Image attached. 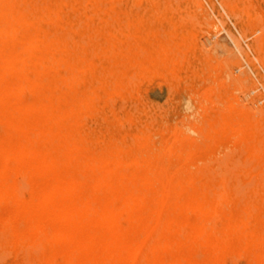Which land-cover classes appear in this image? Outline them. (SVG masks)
Returning a JSON list of instances; mask_svg holds the SVG:
<instances>
[{
    "label": "rangeland",
    "instance_id": "obj_1",
    "mask_svg": "<svg viewBox=\"0 0 264 264\" xmlns=\"http://www.w3.org/2000/svg\"><path fill=\"white\" fill-rule=\"evenodd\" d=\"M0 31V264H264V0H0Z\"/></svg>",
    "mask_w": 264,
    "mask_h": 264
},
{
    "label": "bare ground",
    "instance_id": "obj_2",
    "mask_svg": "<svg viewBox=\"0 0 264 264\" xmlns=\"http://www.w3.org/2000/svg\"><path fill=\"white\" fill-rule=\"evenodd\" d=\"M20 3H21V2H20ZM138 10H139V9H138ZM135 11H136V10H135ZM143 11H144V10H143ZM113 12H114V11H113ZM28 13H29V12H28ZM236 17H237V16H236ZM179 18H181V17H179ZM55 19H56V18H55ZM57 19H58V18H57ZM196 20H197V19H196ZM204 22H205V21H204ZM205 24H206V23H205ZM128 25H129V24H128ZM198 25H199V24H198ZM17 26H18V25H17ZM25 26H26V25H25ZM15 27H16V26H15ZM130 27H131V26H130ZM3 28H4V27H3ZM36 29H37V28H36ZM36 29H35V30H36ZM0 32H2V31H0ZM143 34H144V33H143ZM171 35H172V34H171ZM171 35H170V36H171ZM160 36H161V35H160ZM164 36H165V35H163V37H164ZM167 36H168V35H167ZM172 36H173V35H172ZM65 37H66V36H65ZM130 37H131V36H130ZM147 37H148V36H147ZM177 37H178V36H177ZM257 37H259V36H257ZM257 37H256V38H257ZM67 38H68V37H67ZM80 38H81V37H80ZM69 39H70V38H69ZM136 39L138 40V38H136ZM178 39H179V38H178ZM63 40H64V39H63ZM216 40H217V39H216ZM10 41H11V40H10ZM45 42H46V41H45ZM216 42H217V41H216ZM46 43H47V42H46ZM50 43H51V42H50ZM217 44H218V45H216V47L219 46V42H218ZM226 45H227V44H226ZM222 46H223V45H222ZM222 46H221V47L219 46L218 49H219V50L224 49V48H222ZM228 46H229V45H228ZM230 46H231V45H230ZM230 46H229V47H230ZM68 47H69V46H68ZM231 47H232V46H231ZM214 49H215V50H214ZM214 49H213V50H214L215 52L219 51V50L216 51L215 45H214ZM225 49H226V48H225ZM146 50H147V49H146ZM227 50H228V49H227ZM147 51H148V50H147ZM150 51H151V50H150ZM92 52H94V51H92ZM144 52H145V51H144ZM151 52H152V51H151ZM215 52H214V53H215ZM236 52H237V51H235L234 53H236ZM228 53L230 54L231 52H228ZM228 53H226L227 56L229 55ZM93 54H94V53H93ZM219 54H220V55H221V54H222V55H225V54H223V53H221V52H220ZM95 55H96V54H95ZM214 55H215V54H214ZM12 56H13V55H12ZM52 56H53V55H52ZM155 56H156V55H155ZM224 57H225V56H224ZM21 58H22V57H21ZM203 58H204V57H203ZM224 59H225V58H224ZM224 62H225V61H224ZM60 66H62V65H60ZM12 70H13V69H12ZM13 71H14V70H13ZM13 71H12V72H13ZM241 74H242V73H241ZM49 76H50V75H49ZM45 78H46V77H45ZM230 78H231V77H230ZM49 79H51V78H49ZM46 80H47V79H46ZM135 80H136V79H135ZM231 80H232V79H231ZM235 80H236V79H235ZM66 81H67V80H66ZM85 81H86V80H85ZM224 81H225V80H224ZM224 81L222 80V82H224ZM236 81H237V80H236ZM20 83H21V82H20ZM237 83H238V82H237ZM55 84H56V83H55ZM77 84H78V83H77ZM246 84H247V82H246ZM231 85H232V84H231ZM37 88H38V87H37ZM20 89H21V88H20ZM246 89H247V88H246ZM0 90H1V89H0ZM2 90H4V89H2ZM207 90H208V89H207ZM248 90H249V89H248ZM22 91H23V90H22ZM20 92H21V91H20ZM1 94H2V93H1ZM17 94H18V93H17ZM22 94H23V93H22ZM6 96H7V95H6ZM6 96H5V97H6ZM58 97H59V96H58ZM6 98H7V97H6ZM28 98H29V97H28ZM41 98H42V97H41ZM224 102H225V101H224ZM63 103H64V102H63ZM61 104H62V103H61ZM66 106H67V105H66ZM129 106H130V105H129ZM129 106H128V107H129ZM64 109H65V107H64ZM66 109H67V108H66ZM80 109H81V108H80ZM84 109H85V108H84ZM243 109H244V108H243ZM86 110H87V109H86ZM198 110H199V109H198ZM203 110H205V109H203ZM89 111H90V110H89ZM242 111H243V110H242ZM83 112H84V111H83ZM85 112H86V111H85ZM90 112H91V111H90ZM71 113H72V112H71ZM91 113H93V112H91ZM252 113H253V112H252ZM258 113H259V112H258ZM75 114H76V113H75ZM196 114H198V113H196ZM254 114H255V112H254ZM22 115H23V114H22ZM190 117H191V116H190ZM83 119H84V118H83ZM188 119H189V118H188ZM179 120H180V119H179ZM192 120H193V119H192ZM135 121H136V120H135ZM126 122H127V120H126ZM93 123H94V122H93ZM185 123H186V122H185ZM196 123H197V122H196ZM218 123H219V122H218ZM218 123H217V124H218ZM197 124H198V123H197ZM222 124H223V123H222ZM222 124H221V125H222ZM194 126H196V125H194ZM223 126H224V125H223ZM135 127H136V126H135ZM97 129H98V128H97ZM155 129H156V128H155ZM204 130H205V129H204ZM190 133H192L191 130H190ZM190 133H189V135H190ZM189 135H188V136H189ZM191 135H192V134H191ZM193 135H194V134H193ZM196 135H197V134H196ZM197 136H198V135H197ZM240 136H241V135H240ZM213 137H214V136H213ZM183 138H184V136H183ZM191 139H192V138H191ZM128 140H129V139H128ZM130 140H131V139H130ZM189 140H190V139H189ZM192 141H193V140H192ZM198 142H199V141H198ZM101 143H102V142H101ZM247 143H248V142H247ZM259 143H260V142H259ZM261 143H262V141H261ZM170 144H171V143H170ZM169 146H170V145H169ZM191 149H192V148H191ZM97 150H98V149H97ZM241 150H242V149H241ZM176 151H177V150H176ZM187 151H189V150H187ZM229 152H230V151H229ZM232 153H233V152H232ZM167 154H168V153H167ZM230 154H231V153H230ZM225 156H227V155H225ZM5 159H7V158H5ZM114 159L116 160L115 157H114ZM185 159H186V158H185ZM133 160H134V159H133ZM167 160H168V159H167ZM221 161H222V160H221ZM124 162H125V161H124ZM182 162H183V161H182ZM39 164H41V163H39ZM123 164H124V163H123ZM125 164H126V163H125ZM141 164H142V163H141ZM145 165H146V164H145ZM160 165H161V164H160ZM21 166H22V165H21ZM58 166H59V164H58ZM146 166H147V165H146ZM219 167H221V166H219ZM146 168H147V167H146ZM158 168H159V167H158ZM160 168H161V167H160ZM160 168H159V169H160ZM163 168H164V167H163ZM165 168H166V167H165ZM198 169H199V168H198ZM178 170H179V169H178ZM2 173H3V172H2ZM172 173H175V172H172ZM0 174H1V173H0ZM7 174H8V173H7ZM170 174H171V173H170ZM2 175H3V174H2ZM5 175H6V174H5ZM8 175H9V174H8ZM80 175H81V174H80ZM162 175H163V174H162ZM165 176H166V175H165ZM215 176H218V175H215ZM15 178H16V177H15ZM38 180H39V179H38ZM166 180H167V179H166ZM223 180H224V179H223ZM158 182H159V181H158ZM239 183H240V182H239ZM3 184H5V183H3ZM19 184H20V182H19ZM223 184H224V183H223ZM138 186H139V185H138ZM41 189H42V188H41ZM240 189H241V188H240ZM19 190H20V189H19ZM237 190H238V189H237ZM20 191H21V190H20ZM140 192H141V191H140ZM140 192H139V193H140ZM238 192H239V191H238ZM41 193H42V192H41ZM58 194H59V193H58ZM146 194H147V193H146ZM167 194H168V193H167ZM240 194H241V193H240ZM242 194H243V192H242ZM147 195H148V194H147ZM147 195H146V196H147ZM162 195H163V194H162ZM243 195H244V194H243ZM167 196H168V195H167ZM45 198H46V197H45ZM49 198H50V197H49ZM43 201H44V200H43ZM119 201H120V200H119ZM152 201H153V200H152ZM164 203H165V201H164ZM121 204H122V203H121ZM121 204H120V205H121ZM124 204H125V202H124ZM217 204H218V203H217ZM219 204H220V203H219ZM110 208H111V207H110ZM161 209H162V208H161ZM89 210H90V209H89ZM158 211H160V210H158ZM199 213H200V212H199ZM243 213H244V212H243ZM262 216H264V215H262ZM188 217H189V216H188ZM188 217H187V218H188ZM14 218H16V217H14ZM214 218H215V217H214ZM133 219H134V218H133ZM23 220H24V219H23ZM22 222H23V221H22ZM17 223H18V222H17ZM153 223H154V221H153ZM15 224H16V223H15ZM19 224H20V223H19ZM31 224H32V223H31ZM156 224H159V223L156 222ZM18 226H19V225H18ZM207 227H208V226H207ZM209 227H210V226H209ZM142 228H143V227H142ZM180 229H181V228H180ZM2 230H3V229H2ZM205 230H206V229H205ZM209 230H210V229H209ZM211 230H212V229H211ZM21 231H22V230H21ZM182 231H183V230H182ZM213 231H214V230H213ZM2 232H3V231H2ZM180 232H181V231H180ZM24 233H26V232H24ZM213 233H214V232H213ZM72 234H73V233H72ZM74 234H75V233H74ZM139 234H140V233H139ZM214 234H215V233H214ZM135 236H136V234H135ZM140 239H141V238H140ZM76 242H77V241H76ZM144 242H145V241H144ZM138 244H139V243H138ZM214 245H216V244H214ZM70 246H71V244H70ZM142 246H143V245H142ZM30 247H31V246H30ZM39 247H40V246H39ZM28 248H29V247H28ZM39 249H41V248H39ZM134 249H135V248H134ZM263 251H264V250H263ZM92 254H93V253H92ZM94 254H95V253H94ZM132 254H133V253H132ZM199 256H200V255H199ZM41 257H42V256H41ZM131 257H132V256H131ZM192 257H193V256H192ZM4 259H5V258H4ZM1 260H2V259H1ZM128 261L130 262V260H128Z\"/></svg>",
    "mask_w": 264,
    "mask_h": 264
}]
</instances>
